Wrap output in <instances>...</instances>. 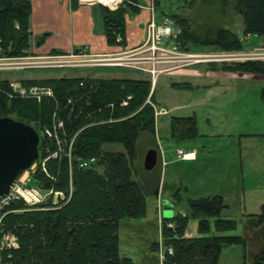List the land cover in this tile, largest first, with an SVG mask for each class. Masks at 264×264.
<instances>
[{"label":"trees","instance_id":"obj_1","mask_svg":"<svg viewBox=\"0 0 264 264\" xmlns=\"http://www.w3.org/2000/svg\"><path fill=\"white\" fill-rule=\"evenodd\" d=\"M140 1L123 0L112 11L102 6L104 34L110 45L123 44L125 14L136 13ZM219 2L223 10L231 6L242 17L244 34L264 36V0ZM30 12L29 0H0L2 55H26ZM170 16L178 28L176 43L183 49L204 46L226 51L244 49L243 33L238 35L218 26L201 36L193 30L186 15ZM207 65L213 70L264 74V60ZM22 84L48 86L52 96H44L40 101L10 97L7 80H0V117L29 124L39 133L44 127L50 129L53 116H57L63 122L59 135L67 142L73 139L72 159L69 164L63 155L49 158L45 161L46 172L38 164L31 178V184L61 190L65 194L63 202H41L30 207L18 200L5 209L4 229L15 235L17 246L1 251L0 260L7 264H133L130 257L121 254L118 229L123 220L146 215L144 186L133 177V167L139 159L141 133L151 136L150 145L156 143L154 109L146 102L148 97L151 102L154 100L150 80L49 77L22 80ZM261 98L264 101V87ZM170 130L173 137L193 139L197 136L195 118L173 116ZM107 145H120L122 149ZM55 149L54 140L40 133L37 160ZM91 156L97 158L95 164L78 166V159ZM175 198L180 199L178 194ZM188 205V214L178 212L161 219L162 243L172 248L171 253L164 252L162 264H218L221 251L230 245L242 248V264H246L245 239L231 233L236 228L235 220L222 216L223 209L228 207L223 197L214 194L189 199ZM189 218L197 220L199 235L184 236ZM263 218L264 206L258 221ZM223 232L228 233L220 234ZM158 247V241L151 245L154 251ZM250 264H264V243Z\"/></svg>","mask_w":264,"mask_h":264},{"label":"rangeland","instance_id":"obj_2","mask_svg":"<svg viewBox=\"0 0 264 264\" xmlns=\"http://www.w3.org/2000/svg\"><path fill=\"white\" fill-rule=\"evenodd\" d=\"M155 1V0H153ZM159 7L156 10L155 20L159 22L163 15H166L171 18L172 28L175 34L178 32V28L174 23V19L170 16L171 13H178L186 15L191 21V27L199 35H203L206 31L211 32L213 28L222 26L228 28L229 30L235 32L238 35L243 33L241 28L242 17L233 12L232 7L229 6L226 10L222 9V6L219 0H159ZM245 36L243 42L244 50H251L254 47L260 48L264 46V36H251L249 34H244ZM248 36V37H247ZM262 42L258 46H252V43ZM251 42V43H250ZM192 51H214L215 49L212 46H204L192 48ZM27 52V49H26ZM54 54V53H53ZM2 58H5L6 62H9V66H6L4 69H0V80H7L8 87L10 88L8 96L14 97L18 96L17 93L20 88H28L38 85L25 86L22 84V80H26L23 76H37L35 79H41L39 77H72L73 75H82L89 74L93 71L95 74L103 76L98 78H126L127 77H137L146 78L150 80V75L148 73H140L133 69L122 67V66H112L105 68H51V67H39L31 69L29 67L20 68L17 65H25L21 63V60L29 57L28 53L23 56H5L0 53ZM34 56V55H33ZM20 62V63H19ZM11 64H17L16 67L10 66ZM168 64H166L167 66ZM165 66V67H166ZM185 66L172 69L170 66H167V69L170 71L180 70L184 68H191L194 70V66ZM171 68V69H170ZM197 68V67H196ZM51 69V70H47ZM198 69V68H197ZM167 72L158 74L155 80V99L159 105H166L169 107L181 106L179 109H173L168 112L166 115L158 118L159 124V144L160 148L163 150V156L167 160L166 167H162V173L165 170V181H169L168 184H165L163 195H169L171 201L175 204L173 207L178 212L189 213V199H195L198 197H206L207 195L212 194H221L225 195L227 198L228 195L235 194V196L228 201L229 206L222 211V216L225 218H230L235 220L236 228L231 231L233 234L240 235L243 231V222L241 221L240 213L247 211L261 213L263 211L264 204L258 203L257 206L248 205L244 206V202L237 200V195L240 193L230 187V182L232 179H235L238 171V164L242 162L244 168L242 171L244 174L241 176L245 178V181L242 182L241 187L247 190L245 193L251 195H257L264 193V137L252 138L241 141V144L237 143V134L234 132H227L233 129H236L234 126L233 120L236 119V116L244 121L243 126H239V129L246 131L250 129L251 122H255L260 126H264V101L258 98L259 93H261L262 88L257 84L258 82L251 79H234L229 78L222 81V79H200L197 77L191 78V86L182 85L179 82L180 78L176 76H171ZM2 74V77H1ZM168 74V75H166ZM3 75H7L6 78H3ZM94 78V77H93ZM97 78V77H96ZM33 79V78H31ZM202 80V81H200ZM211 80V85H214L212 88L217 90V94L212 99H208L207 90L205 87L201 86L204 84H209ZM217 81V82H216ZM264 82V81H263ZM179 83V84H178ZM200 85L196 87V85ZM14 84V85H13ZM152 86V85H151ZM48 87V86H46ZM50 88V87H48ZM52 90V89H51ZM154 91V90H153ZM20 96V95H19ZM44 97V96H43ZM40 101L41 98L37 99ZM149 98V97H148ZM147 98V99H148ZM211 100L214 103L210 102ZM56 102V101H55ZM147 102V100H146ZM155 105L154 100L151 102ZM154 116H155V109ZM165 113V112H164ZM185 117L193 116L195 118V123L197 127V136L191 139L190 149L195 150L196 159L190 163H184L180 161L175 154L176 147H181L188 150L187 141L176 140L170 135V119L171 117ZM234 118L233 120H229ZM254 118V121L250 119ZM56 120L59 118L53 116L51 128L46 127L42 128L38 133H45L46 130H50L51 135H47L51 139L55 138L54 135L58 136L57 127H55ZM227 120V121H226ZM246 126H248L246 128ZM227 133H234L236 139H222ZM156 134V133H155ZM54 140V139H53ZM156 140V139H155ZM55 142V141H54ZM73 142V140H72ZM55 144H57L55 142ZM114 149H122L120 145H107ZM72 147V145H71ZM204 150V152L202 151ZM241 154L242 158L240 159L238 154ZM139 159L134 163L133 167V177L139 179L140 176H143L147 171L143 168L141 163V148L138 150ZM42 158L35 160L36 168L40 164ZM71 168V167H70ZM26 172V171H25ZM161 172L160 168L157 167V173ZM156 173V172H155ZM25 174V173H24ZM23 174V175H24ZM230 174V176H229ZM22 175V176H23ZM155 174H151L150 178L153 179ZM231 177V178H230ZM238 177V176H236ZM240 177V178H241ZM30 176L25 180L26 186H35L31 184ZM171 180H168L170 179ZM241 178V179H243ZM170 183V184H169ZM244 183V184H243ZM182 184V185H181ZM256 184H259L261 187L258 190H255ZM164 185V184H163ZM237 185H240V183ZM243 185V186H242ZM41 192L44 194L47 189H44L41 185ZM250 186H252L250 188ZM50 188V187H49ZM54 189V188H53ZM253 189L255 191H253ZM57 190V189H54ZM62 192L61 190H57ZM180 197L178 200L175 196ZM150 195V194H149ZM65 198V194H63ZM63 196L58 195L56 197L50 195L47 197V200L43 202H50L51 204H56L58 202H63ZM224 199V198H223ZM178 200V201H177ZM18 201V200H17ZM24 204V200H21ZM225 201V200H224ZM151 198L150 196L146 197V205L149 206V213L153 212L151 207ZM226 203V202H225ZM227 204V203H226ZM161 202L159 201V206ZM33 206V205H32ZM8 207V206H7ZM31 207V206H30ZM152 208V209H151ZM6 209V208H5ZM258 214V215H259ZM174 214L168 216L171 217ZM257 215V216H258ZM165 217V216H164ZM168 225L171 222L167 223ZM187 230L190 231L193 235L187 236ZM211 232L215 230L211 228ZM228 232H223L220 234H225ZM240 233V234H239ZM194 235H199L197 231V220L193 218L188 219V224L184 232L185 237H193ZM246 242V240H245ZM264 243V242H263ZM159 247L158 251L159 257L162 259L164 257V252L171 253V247H164L161 237V225H160V241L158 242ZM263 245V244H262ZM262 247V246H261ZM169 249L171 251H169ZM247 244L245 246V261L246 264H250L251 261L247 260L246 255ZM261 249V248H260ZM259 249V251H260ZM6 249L5 251H7ZM4 251V250H1ZM258 251V252H259ZM257 252V253H258ZM256 253V254H257ZM122 254V253H121ZM255 254V255H256ZM2 257V256H1ZM129 257V256H127ZM131 258V257H130ZM132 260V259H131ZM2 261V260H1ZM242 248L239 245H230L223 248L220 253L218 264H242ZM133 262V260H132Z\"/></svg>","mask_w":264,"mask_h":264},{"label":"crops","instance_id":"obj_3","mask_svg":"<svg viewBox=\"0 0 264 264\" xmlns=\"http://www.w3.org/2000/svg\"><path fill=\"white\" fill-rule=\"evenodd\" d=\"M29 2L31 6V12L29 15L30 35L27 53L34 56L53 54V51H56L59 54H71L73 52H76L79 48H86L88 51L93 53H109L133 48L144 41L146 37V24L152 17H154L155 19L156 10L159 7L160 3V1L158 2V4H156L153 0H141L138 3V11L136 13L127 12L125 14V33L123 44L110 45L107 42L103 29L102 6H106L102 5L98 0H29ZM150 6L153 8L151 9ZM107 9L112 11V9L110 8ZM241 28L243 30V23L241 24ZM118 38L120 40V37L118 36L116 39L117 41ZM261 43L262 42L257 41L255 44L252 43V46H258ZM193 66L195 67L194 70H192L191 68H184L180 70H173L167 73L171 76L180 78V81L182 82L179 83L190 87H192V82L190 81L192 77H197L202 80L207 78H214L216 80L222 79V81L229 78L253 79L258 82L257 84L259 85V87L264 86V74L243 71L213 70L208 67L207 63H200ZM97 74L91 71L89 74H77L73 75L72 77H103ZM3 76V78H6L7 75ZM137 76L138 75H136L135 77H125L139 78ZM23 77H25V79H35L37 76L25 75ZM49 77L41 76L39 78ZM211 83L212 82L210 80L209 84H204L201 86L202 88H209L207 90L208 99H212L215 95H218L217 90L215 88H212L214 85H211ZM154 84H151V92L154 90L153 94L155 95ZM193 85H196V87L200 86L195 83ZM258 98L261 99V93H259ZM210 102L214 103L213 100H211ZM154 103V106L155 108H157V110L162 109L165 111V113L161 112L160 114L155 115L156 143L150 145L149 141L151 140V136L147 133H141V135L139 136L138 146L139 149L141 148L142 165L144 155L150 147H154L156 149L158 160L156 166L152 170H149L150 172L147 171L143 176H140V178L137 179L144 186L145 200L147 196H150L152 201L151 207L154 211L149 213V206L146 205L145 217L139 219L123 220L118 229L121 253L125 256L131 257V259L133 260V264H161V258L159 257V254L151 248L153 242L160 241V225L161 219L164 216L162 213L161 205L159 206V201L162 202L163 200H167L172 204V206L175 205L171 201L172 199L170 197V193L169 195H163L165 184H168L169 181H165V170L164 173H162V167H166L170 164L167 163V160L163 156L164 153L162 152L163 150L160 148V144L158 141V118L166 115L173 109H179L183 105L168 108L166 105H159V103H157L155 99V96ZM231 119L233 120L234 118L229 117V120ZM250 119L254 121L253 117H251ZM233 122L236 129L227 132H234L237 134L238 144H241V141L246 139L264 137V126H260L255 122H251V128L247 129L246 131H242L243 129H239V126H243L242 124L244 123L242 118L239 119L236 116V119H234ZM247 127L248 126H246V128ZM234 133H227L222 139L228 138L234 140L236 139ZM174 138L176 140H182L185 142L187 141V143H189L188 145L190 146L185 148H189L188 150L195 151L194 148L190 149L192 148L190 143L191 139H179L176 137ZM177 148L181 147H176V149ZM202 151L204 152L203 149ZM175 154L178 158L176 150ZM238 156L240 159L242 158L240 153L238 154ZM195 159L196 152L194 159L179 160L183 161L184 163H190ZM157 167L160 168L161 172L157 173ZM243 168L244 165L242 164V162H239L237 168L238 173L236 175L238 177L232 176L235 177V179H232V182H230V187L240 192L236 197L237 200L240 202H244V206H246V204H256L255 206H257L258 203L264 204V193L259 194V196L247 194L245 193L247 191L244 188L245 186L242 185L243 187H241L242 182L245 181V178L241 177L244 174V172L242 171ZM151 174H155L153 179L150 178ZM240 177L243 179H241ZM168 180H171V178ZM237 183H240V185H237ZM256 185L257 186H255V190H258L261 186L259 184ZM251 187L252 186H250V188ZM255 190L253 189V191ZM234 196L235 194H231L226 198L225 195H222L228 206V201ZM172 211V214L176 213L174 207H172ZM258 214L259 213H257L256 211H244L240 213L241 221L243 222V231L241 234H239L246 240V258L248 261H251V259L259 251L264 242V218L259 222L257 216ZM192 235L193 234L187 230V236Z\"/></svg>","mask_w":264,"mask_h":264},{"label":"built area","instance_id":"obj_4","mask_svg":"<svg viewBox=\"0 0 264 264\" xmlns=\"http://www.w3.org/2000/svg\"><path fill=\"white\" fill-rule=\"evenodd\" d=\"M98 1L112 10L117 9L123 2V0ZM152 8L153 7H151V9ZM176 34L172 28L170 17L163 15L159 22L152 17L146 24V37L144 41L133 48L109 53H93L86 48H79L76 52L71 54L55 53L44 56L31 55L24 58L25 60H21V63H25V65H14L10 63V66L16 67L17 65L20 68L29 67L31 69L39 67L82 69L122 66L140 73H148L150 75L151 84H154L158 74L169 71L167 66L175 69L209 62L222 63L242 60H264V46L260 48L254 47L252 51L243 49L242 51L214 50L198 52L183 49L178 46L176 43ZM8 64L9 62H6L5 58L0 56V69L9 66ZM166 64L168 65L166 66ZM80 84H82V82ZM17 91H19L17 95H20L21 97H34L39 99L41 96H52L51 88L46 86L25 87L20 88V90ZM147 102L155 108L154 104H152L149 99H147ZM68 103H70V100H68ZM122 104H126V101H122ZM155 111V115L165 112L162 109H156ZM62 125L63 122L61 120H56L54 126L57 127V130L59 131V129L62 128ZM49 131L50 130H46L47 135H51ZM54 137L55 138L53 139L57 143L56 149L45 158H42L40 162V168L44 172H46L45 161L49 158H57L63 155L67 157L69 164L71 163V145L73 139H70L67 142L59 135V133L58 136L55 134ZM176 153L178 158L182 160L194 159L195 157V151L193 150L177 148ZM96 161L97 158L95 156L81 158L78 159V166L84 168L90 167L95 164ZM36 169L35 163H32L25 174L12 185L10 191L0 200V252L1 250L17 246L15 235L4 229L3 218L6 213L5 208H7L8 205L17 200H24L27 205L32 206L47 200V197L50 195H56L57 197L58 195L63 196L64 194L63 192L54 190L52 187L44 188L47 189V191L43 194L40 191V186H26L27 184L25 185V180H29L28 178L34 174ZM62 198H64V196ZM169 251L171 250L169 249ZM0 264L7 263H2L0 260Z\"/></svg>","mask_w":264,"mask_h":264},{"label":"water","instance_id":"obj_5","mask_svg":"<svg viewBox=\"0 0 264 264\" xmlns=\"http://www.w3.org/2000/svg\"><path fill=\"white\" fill-rule=\"evenodd\" d=\"M39 140L40 136L33 126L8 116L0 117V200L37 160ZM157 160L156 149L148 148L144 155L143 168L152 170ZM172 207L169 201L163 200V216L172 215Z\"/></svg>","mask_w":264,"mask_h":264}]
</instances>
